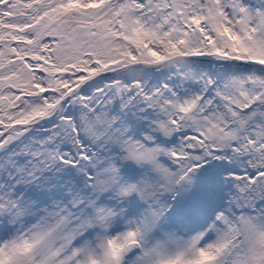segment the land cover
<instances>
[{
  "label": "snow or ice",
  "instance_id": "obj_1",
  "mask_svg": "<svg viewBox=\"0 0 264 264\" xmlns=\"http://www.w3.org/2000/svg\"><path fill=\"white\" fill-rule=\"evenodd\" d=\"M0 264H264V0H0Z\"/></svg>",
  "mask_w": 264,
  "mask_h": 264
}]
</instances>
